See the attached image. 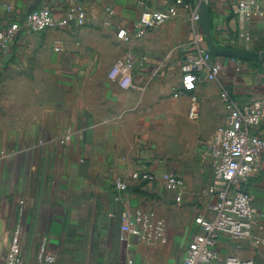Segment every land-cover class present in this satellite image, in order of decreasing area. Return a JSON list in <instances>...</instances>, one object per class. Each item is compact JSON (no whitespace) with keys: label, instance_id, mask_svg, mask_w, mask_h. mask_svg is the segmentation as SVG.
I'll return each mask as SVG.
<instances>
[{"label":"crops","instance_id":"obj_1","mask_svg":"<svg viewBox=\"0 0 264 264\" xmlns=\"http://www.w3.org/2000/svg\"><path fill=\"white\" fill-rule=\"evenodd\" d=\"M86 8L82 26L19 33L0 46V256L18 221L24 201L22 247L29 264L41 240L55 254L54 264H179L197 232V215L216 200L208 189L217 181L206 143L225 122L220 98L226 90L241 104L264 97V60L216 56L221 71L215 80L204 74L192 91L176 95L181 63L192 52L191 8L178 6L175 16L142 37L133 36L144 1L163 8L174 0H77ZM211 30L220 46L264 51V0L247 17L234 0H206ZM12 11L8 12L7 7ZM50 7L56 17L67 0H0V28L31 7ZM125 28L129 41H118ZM135 59L136 87L121 89L107 77L125 54ZM198 118L190 119L191 96ZM72 129V139H59ZM255 133L264 135V124ZM171 172L185 188L176 202L160 182L134 184L133 171ZM128 182L118 196L114 183ZM255 209L253 232L264 237V149L246 183ZM137 211H153L165 221L167 242L148 247L120 239L121 225ZM218 264L234 254L264 264V243L235 241L222 234Z\"/></svg>","mask_w":264,"mask_h":264},{"label":"built area","instance_id":"obj_2","mask_svg":"<svg viewBox=\"0 0 264 264\" xmlns=\"http://www.w3.org/2000/svg\"><path fill=\"white\" fill-rule=\"evenodd\" d=\"M239 16L247 17L259 9L258 0H234ZM141 11L134 23L133 36L142 37L150 30L161 26L175 16L178 6L191 8L184 0H174L173 4L163 8L149 7L144 1H139ZM11 12V7H7ZM190 28L192 32V52L185 56L181 63V81L176 95L192 91L195 82L201 74L209 80H215L221 71V66L205 45V38L197 14V8L191 10ZM86 22V8L77 0H67V10L61 17H56L50 7H34L22 15H13L10 22L0 28V46L6 48L19 33L42 32L47 29H64L70 24L82 26ZM131 34L125 28L116 32L118 41H129ZM135 59L127 53L117 59L107 72L111 81L118 83L121 89L136 87L132 78ZM220 98L227 113L225 122L219 125L211 139L206 143L204 155L210 159L211 168L216 183L208 189L216 200L208 202L206 208L211 217L197 215L194 222L197 232L189 241L179 264H218L219 253L217 242L222 234L235 241L251 240L254 245L264 243V237L254 234L253 224L255 209L252 205L253 195L246 189V183L255 170L260 152L264 149V135L255 133V129L264 124V97H252L238 104L230 94L223 90ZM196 96H191L188 117L198 118ZM72 129H66L59 139L61 145H67L72 139ZM129 179L134 184L160 182L164 189L171 192L174 200H182L185 183L182 177L171 172L158 174L155 171H133ZM120 197L128 190V182L118 179L114 183ZM24 201L19 202V219L9 233V242L0 256V264H27L23 247L24 233ZM1 210V201H0ZM121 225L120 239L130 242L136 238L148 247H158L167 242L165 221L153 211H137L134 217L125 215ZM55 254L41 240L29 264H54ZM126 264H134L133 259ZM221 264H256L253 258H241L230 254L225 256Z\"/></svg>","mask_w":264,"mask_h":264},{"label":"water","instance_id":"obj_3","mask_svg":"<svg viewBox=\"0 0 264 264\" xmlns=\"http://www.w3.org/2000/svg\"><path fill=\"white\" fill-rule=\"evenodd\" d=\"M198 18L202 27V31L205 38V45L207 49L215 56H229L237 59H244L250 61L264 60V51H251L238 49L229 46H220L214 39L211 23L212 16L206 0H194ZM36 7V6H34ZM31 7V8H34ZM29 8V9H31Z\"/></svg>","mask_w":264,"mask_h":264}]
</instances>
